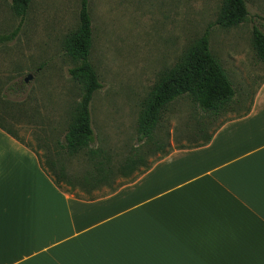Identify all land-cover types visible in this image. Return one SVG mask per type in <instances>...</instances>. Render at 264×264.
Segmentation results:
<instances>
[{"label":"crops","instance_id":"0c3cea01","mask_svg":"<svg viewBox=\"0 0 264 264\" xmlns=\"http://www.w3.org/2000/svg\"><path fill=\"white\" fill-rule=\"evenodd\" d=\"M247 114L94 199L0 128V264H264V83Z\"/></svg>","mask_w":264,"mask_h":264},{"label":"rangeland","instance_id":"374dc122","mask_svg":"<svg viewBox=\"0 0 264 264\" xmlns=\"http://www.w3.org/2000/svg\"><path fill=\"white\" fill-rule=\"evenodd\" d=\"M10 3L0 0V32L11 31L18 23ZM247 3L250 14L245 22L231 28L213 25L210 32L211 49L236 87L235 101L218 115L202 111L189 95L173 101L158 129L163 146L152 151L148 163L154 164L174 148L205 143L221 124L251 105L264 83V63L253 47L254 26L264 31V0ZM80 4L81 0H33L18 36L0 45V98L12 82L18 81L22 88L16 95L19 103L10 104L7 112L0 106V120L39 152L49 170L50 159L60 157L58 142L64 139L80 97V84L69 73L73 62L63 47L65 36L79 24ZM222 4L223 0H90L91 61L103 84L91 103L95 145L107 149L115 164L136 143L142 100L161 72L174 66L216 21ZM29 74L33 77L26 82ZM60 162L75 174L91 168L83 155ZM137 174L117 176L114 183H127ZM62 187L70 190L67 184ZM110 189L102 184L91 192L101 196ZM72 193L89 196L82 186Z\"/></svg>","mask_w":264,"mask_h":264},{"label":"trees","instance_id":"16d2710c","mask_svg":"<svg viewBox=\"0 0 264 264\" xmlns=\"http://www.w3.org/2000/svg\"><path fill=\"white\" fill-rule=\"evenodd\" d=\"M32 2L33 0H11L10 7L18 17V23L11 31L0 32V45H6L18 36L26 22ZM89 2L90 0H81L79 24L63 40L64 51L73 62L69 73L80 84V97L74 104V113L64 139L58 142L61 149L58 152L60 157L50 159L49 170L42 162L39 152L33 150L38 154L42 167L61 190L72 193L76 187L82 186L89 193L86 198L94 199L99 196L91 191L98 186L102 184L110 186V192L104 195L113 193L126 184L116 186L114 182L117 176L129 178L138 172L137 176L131 179L133 181L152 167L153 164L148 163L147 157L153 150L163 146L162 140L158 137V129L168 106L173 101L183 95H189L201 110L209 115H218L226 111L235 101L236 87L222 62L211 49L210 32L213 25L224 28L240 25L248 19L250 10L247 0H223L222 11L216 21L190 44L174 66L161 72L156 84L142 100L136 127V143L131 146L126 158L115 164L107 149L95 145L91 103L94 94L103 84L91 61L94 29ZM253 47L258 60L264 63V31L258 26L253 28ZM19 85L18 81L12 82L3 91L0 106H3L4 111L10 104L19 103L20 96H16L22 91ZM11 95L15 98L12 99ZM250 109L251 105L243 115ZM0 128L29 146L1 120ZM211 138L212 135L203 144L208 143ZM168 153L165 152L162 158ZM79 155H83L91 163V168L82 174L70 173L66 165L60 162L66 157ZM63 184L70 186V190L64 189Z\"/></svg>","mask_w":264,"mask_h":264},{"label":"water","instance_id":"95a60500","mask_svg":"<svg viewBox=\"0 0 264 264\" xmlns=\"http://www.w3.org/2000/svg\"><path fill=\"white\" fill-rule=\"evenodd\" d=\"M33 75L32 74H29L26 78H25V81L28 82L32 79Z\"/></svg>","mask_w":264,"mask_h":264}]
</instances>
